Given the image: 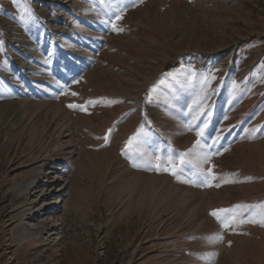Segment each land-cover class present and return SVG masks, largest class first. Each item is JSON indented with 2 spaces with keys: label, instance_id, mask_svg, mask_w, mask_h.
<instances>
[{
  "label": "rangeland",
  "instance_id": "374dc122",
  "mask_svg": "<svg viewBox=\"0 0 264 264\" xmlns=\"http://www.w3.org/2000/svg\"><path fill=\"white\" fill-rule=\"evenodd\" d=\"M1 127L0 264H264V0H0Z\"/></svg>",
  "mask_w": 264,
  "mask_h": 264
},
{
  "label": "snow or ice",
  "instance_id": "6c2138e0",
  "mask_svg": "<svg viewBox=\"0 0 264 264\" xmlns=\"http://www.w3.org/2000/svg\"><path fill=\"white\" fill-rule=\"evenodd\" d=\"M101 3H105V0H100ZM121 17L119 15L115 16V20H120ZM113 30L122 31V29H117L115 27V23H113ZM233 86L237 87L236 82H233ZM75 95V93H73ZM70 108H81V110H85L83 106L71 104L68 105ZM202 129L196 132L197 140L193 143L192 148L188 149L186 152H175V150L171 151V154H165L164 152H160L157 154L156 150L153 149L150 154H145L143 152L137 151L135 155L131 156V163L133 167L143 168L149 171H156L157 173L165 172L175 176L178 180L182 178L186 171L191 173V178H185L182 182L184 183H200L203 186V181L207 178L203 169L198 167V162H206L210 159V155L212 154L211 145L207 144V142H202ZM111 132V129H109ZM103 139L105 140V144L108 142V135L106 134ZM141 141L135 140L133 137H129L128 141L125 144V149L122 150V155H129L128 150L131 147H136L137 149L140 147ZM196 154V161L192 159H188V157ZM216 154H219L218 152ZM211 173V168L208 169V174ZM228 182V181H225ZM216 187H219L217 184ZM239 207V206H234ZM223 213V215H220ZM212 216L216 217L218 220L222 222V226L225 228L229 227V223H224L225 218H228L230 223L236 222V216L232 214V209H218L213 210L210 213ZM240 223L245 222H253L245 221L241 219ZM211 242L218 241L222 239V237L218 235H213L209 238Z\"/></svg>",
  "mask_w": 264,
  "mask_h": 264
},
{
  "label": "bare ground",
  "instance_id": "6f19581e",
  "mask_svg": "<svg viewBox=\"0 0 264 264\" xmlns=\"http://www.w3.org/2000/svg\"><path fill=\"white\" fill-rule=\"evenodd\" d=\"M52 17H53V16H52ZM48 20H50V18H49ZM32 33H33V32H32ZM32 33H29V34L25 37V39H28V40H27L28 42H29L30 35H31ZM30 52H31V51H30ZM24 61H25V63H26L27 60L24 59ZM29 64H30V63H29ZM1 72H3V71H1ZM8 104H10V102L5 104V108H6V106H8ZM0 129H1L0 131H2V127H1ZM2 133H3V132H2ZM61 162H63V164L65 163V164H64L65 166L67 165V163L65 162V160H61ZM6 168H7V166H6ZM40 174H42V173L39 172V175H40ZM36 180H37V179L31 180L29 186L33 185V184L36 182ZM29 186H28V187H29ZM28 187H27V188H28ZM28 193H29V191H28ZM28 193H27V194H28ZM58 198H59V196H56V197L54 198L55 201L50 202V204H54L55 202H57ZM34 211H35V210H32V209H31V210H30V214H32V212H34ZM39 231H41V230H39ZM38 233H40V232H38Z\"/></svg>",
  "mask_w": 264,
  "mask_h": 264
}]
</instances>
